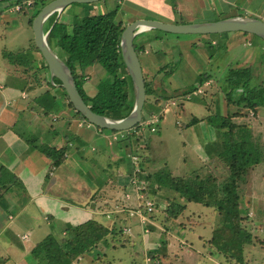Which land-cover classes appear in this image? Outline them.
Here are the masks:
<instances>
[{
	"label": "crops",
	"instance_id": "crops-1",
	"mask_svg": "<svg viewBox=\"0 0 264 264\" xmlns=\"http://www.w3.org/2000/svg\"><path fill=\"white\" fill-rule=\"evenodd\" d=\"M102 2L91 4V15L109 12ZM114 2L116 7L113 6L112 10L118 7L124 10L125 15L129 12L128 24L138 19L156 20L168 24H200L235 17L255 18L264 22V0H114ZM14 4L15 2L10 0H0V31L1 28L4 30L0 34L2 76L0 82L2 85L0 89V264H40L32 256V251L38 244L47 237H53L61 242L71 235L73 229L77 230L88 221H94L111 230L103 242L104 246L101 243L86 253L91 255V260L92 255L99 253L97 255L99 260L91 264H111L112 260L120 261L124 256V253L120 254L121 251L126 252L127 260L131 264H150L152 259L147 253H153L154 257L160 259L161 256L164 259L163 255H165L168 263H173L171 258L180 253L184 258L180 264H208L219 260V255L211 247V251L208 250L212 235H203L195 239V244L181 237V233L185 231L191 234L190 230L196 229L201 219L198 221L186 219L188 224L186 225L183 214L176 220L170 219L167 223L156 217V212L163 208L164 199L161 195L167 194L169 200L170 197L176 196L170 190L151 184L149 194L155 200L157 210L149 219L152 231L147 235L142 234L141 228L135 221L125 220L124 211L117 212L121 209L116 206L121 205L122 194L130 190L129 182L133 171L129 157L131 145L128 141L110 142L108 134L100 133L98 129H91V126L81 121L75 110L69 106L61 87L57 84L54 89L50 87L52 81L49 74L35 69L40 68L41 65L40 54L32 44L31 25L36 7L25 8L16 13L12 10ZM73 8H75L73 5L69 6V11L65 14L66 18L62 21L69 20L82 10V7L77 8L78 10ZM30 10L34 11L33 15L30 14ZM64 11L65 9L56 18L58 21L61 20ZM22 16L24 20L18 23L16 18ZM3 18L4 21L1 23ZM148 32L152 30L144 33ZM17 33H20L25 41L20 46L14 44L19 39ZM203 36V40H207V35ZM158 38L155 36L153 39L156 40L152 39L151 42H156ZM143 40L147 42L150 39L147 40L144 36ZM258 40L252 52L256 58L252 60L253 65L258 64L257 56L261 53L264 55V41ZM186 43L197 52L202 50L197 40ZM203 55L204 62L211 64L212 56L206 53ZM186 57L189 64L195 61L190 54ZM10 58L14 61L11 62ZM247 61L245 55L241 64L236 67L249 68L250 64ZM212 66L214 65L211 64ZM228 66L234 68L232 63ZM100 74H104V71L99 65L88 67L83 71L85 76L83 89L89 97L96 94L97 85L104 75L100 80L97 79L95 84L88 75L94 78L99 77ZM206 74L209 75V71ZM206 82L209 83L211 80ZM204 83L205 93L202 97L206 95V89L211 85L206 87ZM23 93L25 98H22ZM44 95L47 97L45 98ZM187 95L183 99L190 101L193 97L186 99ZM7 102L10 104L8 105ZM203 106L206 113L202 114L201 118L191 116L188 121L180 124L179 128L187 126L185 131L189 132L185 134H189V137L195 136L191 135L190 129L194 125L208 123L210 116L225 117L222 104L219 114H211L212 107H207L206 102H203ZM181 108L183 109V106ZM181 108H177L178 113ZM213 139L217 141H212L215 142L214 147L209 145L210 141L208 142L210 154L204 152L201 146L196 148L184 142L186 147L196 149L192 152V157L199 161V166L190 174L189 171L185 174L170 172V176L182 179L195 174L203 176L209 173L215 176L217 171L219 172L218 164L221 166L216 152L220 140L218 130L214 129ZM46 148L56 152L63 151L58 163L55 164L53 159L44 154ZM150 166L147 162L143 165L145 175L160 172L153 171ZM261 166L264 164H259L250 170L246 187H249L251 181L256 186L258 183L264 184L260 181L262 179L260 175L254 173L256 168ZM257 192L256 195L262 193L264 196V185L261 192L259 193L258 190ZM186 207L187 204L185 210ZM164 211L161 214L163 216H165ZM110 213L111 218H107L106 214ZM127 226L131 227L130 235L122 232ZM160 242L164 244L163 248ZM109 243L110 246L106 247ZM118 247L121 249L117 250ZM107 253H114L110 257L111 261L101 257ZM193 254L195 257H202L203 260L196 258V262L190 261V258H194ZM84 256L85 254L81 257V263L84 261ZM216 264H222V261L219 260Z\"/></svg>",
	"mask_w": 264,
	"mask_h": 264
},
{
	"label": "trees",
	"instance_id": "trees-1",
	"mask_svg": "<svg viewBox=\"0 0 264 264\" xmlns=\"http://www.w3.org/2000/svg\"><path fill=\"white\" fill-rule=\"evenodd\" d=\"M10 1L24 5L26 0ZM31 1L29 8H37L34 16L49 2ZM80 7H82L81 12L69 20L58 21L56 14L48 18V46L71 70L81 97L94 113L113 120L122 119L131 112L134 105L132 82L120 54V36L125 27L118 19V9L91 15L92 5H80ZM135 39L133 46L139 57L144 48L141 44L135 43ZM9 60L14 61L11 58ZM40 64V68L35 69L43 70L48 74L43 59ZM94 65H99L105 76L98 83L96 94L89 97L83 89L85 82L83 71ZM210 78V75L204 73L180 96L183 98L190 94ZM220 79V90L228 107L237 108V112L241 110L256 112L260 106H264V85L257 84L252 69L245 67L235 69L229 66ZM54 83L59 85L58 81L54 80ZM144 84L146 97L153 94L145 79ZM64 96L69 106L73 108L65 92ZM160 98L166 99L164 96ZM75 113L81 121L87 122L79 113L76 111ZM253 115L252 112V117ZM233 117L213 115L208 118L210 125L222 130L221 142L218 145L222 150L216 152L218 160L229 167L231 173L228 181H218L209 173L203 176L195 174L185 179L174 178L163 171L154 175H145L144 178L159 188L174 192L180 199L166 202L165 216L169 220L178 219L188 203L212 208L222 215V225L225 226L226 219L227 231L224 235H219L217 232L213 234L209 241L210 247L223 255L227 264H244L246 263L244 258L251 256L249 251L254 238L244 227V224H249L251 221L247 220L245 211L240 207L242 204L240 188L242 189L248 181L250 170L264 163V143L260 144L254 139L248 126L234 124ZM96 129L101 130L97 127ZM43 152L48 158L53 159L55 164L63 156V151L56 152L50 148L44 149ZM124 218L126 220V216ZM251 224L252 227L261 229V225L254 222ZM110 233L111 230L102 225L88 221L77 230L73 229L71 235L61 242L53 237H47L33 249L32 256L40 264H71L72 262L80 264L81 257L99 244H103ZM149 256L151 259L154 258L153 253H149Z\"/></svg>",
	"mask_w": 264,
	"mask_h": 264
},
{
	"label": "rangeland",
	"instance_id": "rangeland-1",
	"mask_svg": "<svg viewBox=\"0 0 264 264\" xmlns=\"http://www.w3.org/2000/svg\"><path fill=\"white\" fill-rule=\"evenodd\" d=\"M50 1V0H47ZM102 2V1H101ZM100 3V2H98ZM105 4L107 10H112L114 5V0H103L102 2ZM77 9L80 6L73 5ZM118 9L117 15L118 19H121L124 27L128 25V17L129 12L125 15L123 13L124 10L122 8ZM37 10V8H36ZM78 10V9H77ZM69 7L65 9L63 14L61 15V20L65 19V14L68 13ZM74 11V10H73ZM31 15H33L34 11H29ZM108 12V11H106ZM16 17V16H14ZM17 22L24 20V17L16 18ZM126 19V20H125ZM4 18L2 19L3 23ZM15 26V24H13ZM48 22L45 23L44 31H48ZM1 27V26H0ZM3 28H1L0 34L3 33ZM18 40L14 44L16 46H20L22 44L23 38L20 33H17ZM144 36L149 41L146 42ZM159 37L158 40L154 43L151 40L155 37ZM203 35H172L166 34L158 30H152V32L142 33L136 37L135 43L141 44L144 48V52L140 53L139 61L142 67V72L145 81L148 83L150 89H152L153 94L148 95L145 100L144 108H143V117L144 119H148L150 113L155 115H160L159 121L157 124H154V128H156L155 133H150L147 131L145 133V138L136 142L135 144L138 147V151L133 150V154H141L142 158V167L144 164L151 165L153 171H163V172H174L175 174H185L189 171H194L199 166V161L197 159H193L192 152H195L196 149H190L188 146L186 147L184 142L187 144L194 146H201L207 154H210L208 150V142L209 145L215 146L214 140V129L218 130V135L221 142V129L215 128L209 123L205 124H197L191 128V135H195L193 137H189V134H185L189 131H185L187 128L184 126L183 128H179L180 124L185 123L191 116H197L201 118L202 114L206 113V109L203 106V102L207 103V107H212L211 114H219V108L221 109V104L223 108V113L225 116H234L233 122L238 125H246L250 128V131L255 140L258 143H264V106H260L258 110H241L237 112V108L233 106H227L224 94L220 90V78L223 77L226 72V68H228V64H233L235 69L237 65H240L243 61V57L246 55L247 60L250 64V69H252V73L256 82L259 85H264V55L261 53L257 56V63L259 64H251L252 60L256 59L253 56V51L255 50L256 43L259 41L257 37L250 34H243L240 32L237 33H224L217 35H207L206 39L203 40ZM21 38V39H20ZM156 40V39H153ZM197 40L201 46H199L203 52L195 51V48L191 49V47L186 43L187 41ZM207 41V42H203ZM212 41L214 43H212ZM34 44V41H32ZM156 46V47H155ZM203 53L212 56L213 60L211 64L214 66L211 67V64H206L204 62ZM251 53V55H250ZM187 54H190L194 58V62L189 64ZM196 55H199L196 56ZM197 57V58H196ZM39 61L41 63L42 57L40 55ZM247 61V62H248ZM217 62V63H216ZM263 63V64H262ZM195 64V65H194ZM243 67V66H242ZM241 68V67H239ZM211 76L210 87L206 89L205 96H196L193 97L190 101L183 99L180 94L189 86L194 85L199 76L204 73H208ZM104 74H100L99 77L89 76L90 79H93V84L97 82V79L103 77ZM172 76V77H171ZM56 82L57 80L54 79ZM89 80V79H88ZM50 87L56 86V84L52 81ZM203 88V84L201 85ZM60 91V90H59ZM166 97V99H162L160 97ZM220 98V102H219ZM171 100L176 103L175 106L171 105ZM61 103V102H60ZM62 106V105H60ZM183 106V109L181 108ZM180 109V113L177 112V108ZM254 113L253 117L250 113ZM192 113V114H191ZM203 121V119H202ZM178 122V123H177ZM205 122V121H203ZM91 129L96 130V127L91 126ZM221 130V131H220ZM106 133L111 137V132L108 130H103L100 133ZM190 135V136H191ZM110 139V138H109ZM213 139V140H212ZM120 142H124L127 140H119ZM129 141V140H128ZM112 142V141H111ZM196 142L195 144H193ZM207 144V145H204ZM141 145H144V149H140ZM220 145V144H219ZM185 146V148H184ZM128 150V152L130 151ZM219 151L222 149L218 146L216 148ZM203 151V150H202ZM208 151V152H207ZM211 151V150H210ZM215 151V149H214ZM131 155V154H130ZM212 155V154H211ZM131 157V156H129ZM187 159V161H186ZM147 160V161H146ZM131 161V160H130ZM152 163V164H151ZM264 164V163H261ZM150 166V167H151ZM219 172L217 171L215 178L218 181L225 182L229 179V174L231 173L229 167L223 163L218 164ZM254 173L262 178L260 181L264 183V166L256 168ZM257 179V178H256ZM259 181V180H258ZM248 182V181H247ZM240 188V196L242 199L241 208L245 211L244 214L247 217V220L256 223L257 225H261V229L257 227H252L251 223L244 224L245 230L253 236L252 244L250 245L252 248L249 251L251 256H247L244 258V264H264V196L262 193L258 196L256 195L259 191L261 192L263 185L258 183L257 186L254 182H250L249 187ZM245 183V182H244ZM243 183V184H244ZM243 190V191H242ZM248 190V191H247ZM125 193V192H124ZM122 194V196L124 195ZM243 193V194H241ZM173 195V194H172ZM121 196V205L116 207H124V202ZM161 198L164 199L162 203L163 208L156 212V217L160 218V220L164 223L169 222L170 220L165 216L161 215L162 212L166 211V202L170 201H179L178 196L174 195V197L167 198V194L161 195ZM258 199V200H257ZM211 209V210H210ZM246 209V210H245ZM157 210V209H156ZM155 210V211H156ZM164 211V214H165ZM115 214V213H114ZM185 223L186 219H193L200 222V225L196 227L194 230H190L191 234L187 231L181 233V237L183 239H187L192 241L195 244V239L204 236L213 235L216 232L219 235H224L227 231V221L225 219V226L222 225L223 216L218 214L212 208L203 207L200 204L188 203L185 212L183 213ZM186 215V216H185ZM112 214H110L111 218ZM189 221V220H188ZM170 226V223L168 224ZM186 225H188L186 223ZM190 225V223H189ZM103 245V244H102ZM104 246V245H103ZM110 243L106 246L109 247ZM161 248H163L164 244L160 242ZM249 246V247H250ZM121 247H118L117 250H120ZM208 250L211 251L210 246ZM98 251V248H97ZM110 251V250H109ZM124 256L119 260H112L111 256L114 253H107L104 256H101L105 260H110L111 264H131L126 257V252H120ZM217 253V252H216ZM218 254V253H217ZM99 255V253H97ZM96 254L91 255L85 254L84 261L81 264H91L92 262L99 260ZM149 253H147V256ZM219 255V260L222 261V264H227V260L224 259L223 255ZM162 259L158 257L152 258L150 264H180L181 261L184 260L183 254L180 253L176 256H173L171 260L173 263H168V260ZM193 259L190 258V261L203 260L202 257H198L193 254ZM167 258V257H166ZM197 258V259H196ZM215 260V259H214ZM215 262H208V264H216Z\"/></svg>",
	"mask_w": 264,
	"mask_h": 264
},
{
	"label": "water",
	"instance_id": "water-1",
	"mask_svg": "<svg viewBox=\"0 0 264 264\" xmlns=\"http://www.w3.org/2000/svg\"><path fill=\"white\" fill-rule=\"evenodd\" d=\"M103 0H50L43 5L32 20V33L35 48L47 66L51 81L56 79L66 93L73 109L89 124L101 130L125 132L133 129L143 120V108L146 100L144 76L139 57L133 46L134 39L150 30H158L172 35H217L224 33H243L253 35L264 41V22L249 17H235L210 23L200 24H168L156 20L138 19L129 23L120 36V54L125 69L131 79L134 105L124 118L113 120L98 115L91 110L81 97L71 70L50 49L47 43L48 31H44L45 23L53 14H59L71 5H91Z\"/></svg>",
	"mask_w": 264,
	"mask_h": 264
},
{
	"label": "built area",
	"instance_id": "built-area-1",
	"mask_svg": "<svg viewBox=\"0 0 264 264\" xmlns=\"http://www.w3.org/2000/svg\"><path fill=\"white\" fill-rule=\"evenodd\" d=\"M32 4L31 0H26L24 5L14 4L12 6V10L16 13L23 10V6L25 8H29ZM1 73H0V82H1ZM204 85L208 87L210 82H205ZM0 89H2V85L0 84ZM205 93V89L202 86H198L193 92L187 95L186 99H190L191 97L202 96ZM25 94H22V98H25ZM172 106L176 107V103L174 101L170 102ZM9 105L10 102H7ZM252 116V113H250ZM160 115H155L151 113L148 119H144L138 124L136 127L129 131L125 132H111V137L109 141L117 142L119 140H129L130 145H132V149L138 151V147L135 144V141L138 142L145 138V133L149 131L150 133H155L156 128H154V124H157L159 121ZM89 127L92 126L88 122H85ZM82 123H80L81 125ZM101 132V130H99ZM131 149V157L130 162L133 165L132 177L130 179L129 185L130 190L125 192L122 196V200L124 202V207L117 212H125L126 220L135 221L141 228L142 234L147 235L152 231V228L149 226V219L152 217L153 213L156 210V202L153 198L150 197L149 190L151 187V183L147 181L145 177V172H143L142 167V158L141 154H133V150ZM141 150L144 149V145H141ZM111 214V213H110ZM110 214H106L107 218H110ZM124 234H131V227L127 226L122 229ZM26 238V236H23ZM80 260V259H79ZM148 261H150L148 259ZM71 264H79V262H72Z\"/></svg>",
	"mask_w": 264,
	"mask_h": 264
}]
</instances>
